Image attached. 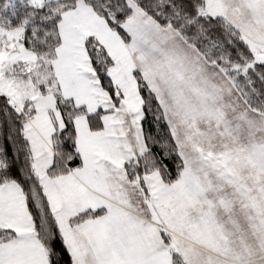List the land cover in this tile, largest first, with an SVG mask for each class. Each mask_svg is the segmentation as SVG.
Segmentation results:
<instances>
[{"label": "snow or ice", "instance_id": "obj_1", "mask_svg": "<svg viewBox=\"0 0 264 264\" xmlns=\"http://www.w3.org/2000/svg\"><path fill=\"white\" fill-rule=\"evenodd\" d=\"M0 264H264V0H0Z\"/></svg>", "mask_w": 264, "mask_h": 264}]
</instances>
